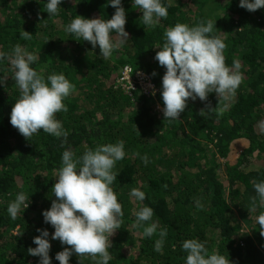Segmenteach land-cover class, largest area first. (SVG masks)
I'll use <instances>...</instances> for the list:
<instances>
[{
  "label": "trees",
  "instance_id": "obj_1",
  "mask_svg": "<svg viewBox=\"0 0 264 264\" xmlns=\"http://www.w3.org/2000/svg\"><path fill=\"white\" fill-rule=\"evenodd\" d=\"M45 3L0 0V51L10 53L19 44L39 57L32 65L37 71L62 73L74 85L63 101L67 111L55 114L69 135L63 144V138L42 130L28 139L11 125L19 90L8 61L0 63V75L7 76L0 85V264H37L39 257L27 251L36 246L37 229L49 231V255L52 264H59L55 254L68 246L51 239L54 229L44 222L42 210L55 199L52 184L62 152L70 149L78 157L86 148L120 141L125 157L113 169L118 175L111 187L123 216L109 238L108 264H184L181 243L191 238L233 264H264V236L256 223L264 204L253 187L264 181V7L250 12L239 0H162L167 18L145 27L131 0H122L127 41L102 59L99 47L76 40L64 28L76 15L109 19L115 9L107 0H61L52 17ZM209 20L215 22L210 35L226 45V65L239 61L241 83L228 100L214 92L204 101L189 99L180 118L164 120L156 106L163 107L165 68L154 58L159 48L153 46L162 45L165 29L176 23ZM23 30L32 34L30 40L20 38ZM112 38L120 39L116 33ZM125 64L146 73L156 92L147 96L137 87L129 96L118 87L115 78ZM209 107L205 116L199 115ZM145 155L147 163L141 158ZM132 188L142 190L145 199L130 197ZM20 191L30 202L13 220L7 206ZM144 205L154 212L147 223L158 221L167 229L161 252L154 250L159 228L149 238L136 226L134 211ZM83 259L96 264L91 256ZM70 264H80L76 254Z\"/></svg>",
  "mask_w": 264,
  "mask_h": 264
},
{
  "label": "clouds",
  "instance_id": "obj_2",
  "mask_svg": "<svg viewBox=\"0 0 264 264\" xmlns=\"http://www.w3.org/2000/svg\"><path fill=\"white\" fill-rule=\"evenodd\" d=\"M107 3L115 9L109 19L76 15L64 28L76 40L82 38L93 49L99 47V57L102 59H109L128 38L125 29L126 11L122 0H107ZM131 3L142 13L141 24L145 27H152L161 18L168 16V8L162 0H131ZM60 4L61 0H46L44 9L49 14L48 17L58 13ZM239 6L250 12L256 11L264 7V0H239ZM214 24L212 20L192 26L176 23L165 29L163 44L153 46L159 48L154 58L165 68L160 89L164 120L171 122L180 118L189 99L195 101L199 98L204 101L209 93L214 92L218 98L228 100L240 85L241 65L239 61H233L232 67L226 65L223 55L226 45L223 39L210 35ZM112 33H116L120 39L114 40ZM19 35L23 40L32 38V34L25 30ZM38 59L35 53L19 44L10 53L0 51V63L8 61L11 77L19 90V97L11 108L10 123L25 138L29 139L42 130L56 138H63V144L69 133L55 114L67 111L63 101L70 95L74 85L62 73L45 76L43 70L37 71L32 65ZM124 67L130 68L131 78L142 73L153 85L148 94L140 88L141 94L149 96L156 92L146 73L133 71L125 64L115 78V83L127 95H132L138 86L127 91L117 83ZM6 78V75H0V85H4ZM210 109L202 108L199 115L205 116ZM124 157L123 141L86 148L78 157L70 149L62 152L61 164L56 169V179L52 184L55 199L48 209L42 210L44 222L54 229L51 239H58L62 245L68 246L55 254L59 264H70L73 254L78 256L80 264H84L83 258L86 256H91L96 264H108L112 259L109 238L120 228L119 218L123 216V211L111 185L118 175L113 169ZM141 158L145 163L148 162L146 155ZM253 187L261 204H264V181L255 182ZM129 195L137 201L145 199V193L139 188H132ZM29 202V195L23 191L18 192L7 206L10 218L15 220L18 213L21 210L24 212L29 206ZM195 203L197 208L203 207L200 200ZM134 215L136 226L143 227L145 237H152L159 228V239L154 243V250L161 252L167 229L160 227L158 221L147 223L152 221L153 209L144 205L135 210ZM256 223L264 236V214L256 218ZM37 231L39 235L33 237L36 246L29 247L27 251L30 255L39 257L37 264H52L49 231ZM181 249L186 253L184 264H233L228 256L216 250L210 252L204 242L195 238L183 240Z\"/></svg>",
  "mask_w": 264,
  "mask_h": 264
},
{
  "label": "built area",
  "instance_id": "obj_3",
  "mask_svg": "<svg viewBox=\"0 0 264 264\" xmlns=\"http://www.w3.org/2000/svg\"><path fill=\"white\" fill-rule=\"evenodd\" d=\"M129 74L130 68L124 67L121 76L117 80V83H119V85L125 90L131 91L136 89V87L138 86L144 93L148 94L149 91L153 88V85L144 74L139 73L135 75L134 78H131Z\"/></svg>",
  "mask_w": 264,
  "mask_h": 264
},
{
  "label": "rangeland",
  "instance_id": "obj_4",
  "mask_svg": "<svg viewBox=\"0 0 264 264\" xmlns=\"http://www.w3.org/2000/svg\"><path fill=\"white\" fill-rule=\"evenodd\" d=\"M156 109H157V110H161L162 108L158 105V106H156ZM236 153H237V152H233V153H232V157H231L230 159H234L235 156H236Z\"/></svg>",
  "mask_w": 264,
  "mask_h": 264
}]
</instances>
